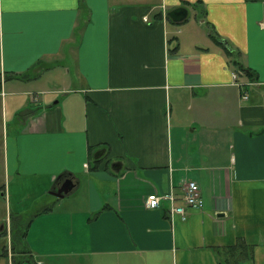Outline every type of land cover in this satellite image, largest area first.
I'll use <instances>...</instances> for the list:
<instances>
[{"label": "crops", "instance_id": "1", "mask_svg": "<svg viewBox=\"0 0 264 264\" xmlns=\"http://www.w3.org/2000/svg\"><path fill=\"white\" fill-rule=\"evenodd\" d=\"M0 124L32 263L264 264V0H0Z\"/></svg>", "mask_w": 264, "mask_h": 264}, {"label": "built area", "instance_id": "2", "mask_svg": "<svg viewBox=\"0 0 264 264\" xmlns=\"http://www.w3.org/2000/svg\"><path fill=\"white\" fill-rule=\"evenodd\" d=\"M235 75L237 73H234ZM244 97L247 98V94H244ZM182 194H175L173 191L158 194L157 192H151L146 198V206L148 208L158 207L162 201H168L171 204V213L179 214L185 216L187 213V207L192 208H202L204 201L202 198L200 186L195 180H185L182 184ZM182 199L183 204H176V202Z\"/></svg>", "mask_w": 264, "mask_h": 264}, {"label": "rangeland", "instance_id": "3", "mask_svg": "<svg viewBox=\"0 0 264 264\" xmlns=\"http://www.w3.org/2000/svg\"><path fill=\"white\" fill-rule=\"evenodd\" d=\"M233 76H234V81H235V83L238 86L244 85L243 88L246 87V85H247L246 83L247 82L243 83V82L239 81V74H236V75L233 74ZM249 80L250 81L248 83H252V80L250 78H249ZM3 138H4L3 137V130H2V126L0 124V190H1V185L3 184V182H1V181H3V176H2ZM39 209H40V206L36 204L32 210L25 211V213L23 215L24 223L27 222V219L30 218L31 215L33 216L36 213V211L39 210ZM5 220H9V222H8V232H6L4 230L0 231V243L2 242L3 245H8L11 248L12 239L15 240V238H16L17 242H19L20 236H21V232L18 230V228H20L22 226L17 224L19 219L16 217V213H15V210H14L13 206H11V210L10 209H6L4 207V200L1 198V191H0V227L2 226V223ZM23 225H25V224H23ZM10 226H11L12 229H10ZM22 228H24V226ZM9 229H10L11 232L9 231ZM19 257L22 258V257H28V256L26 254H21V255H19ZM23 264H34V263H32V262L25 263L24 262Z\"/></svg>", "mask_w": 264, "mask_h": 264}, {"label": "trees", "instance_id": "4", "mask_svg": "<svg viewBox=\"0 0 264 264\" xmlns=\"http://www.w3.org/2000/svg\"><path fill=\"white\" fill-rule=\"evenodd\" d=\"M228 52L230 53V55L233 56L234 60L233 62L235 64H237L239 67V69L243 72V74H245L248 78H250L251 80H255L256 77L254 75V72L251 68L245 67L240 60L235 58V51H231L228 50ZM32 216V215H31ZM33 216L31 218L27 219V222L24 223V218H22L20 221L23 222L25 225H22L21 223H17L20 226H24V228L20 227L18 228V230L21 232V236H20V240L19 242H17L16 238L15 240L12 239L11 241V251L13 252V255L15 253L16 256H13V264H22L25 261L31 262V250L28 247V243H27V230H28V226L30 224V219H32ZM14 241V242H13ZM14 244V245H13ZM13 245V246H12ZM232 251L237 249V246L230 248ZM21 254H26L28 257H19V255ZM243 252L240 253V256L242 257Z\"/></svg>", "mask_w": 264, "mask_h": 264}, {"label": "water", "instance_id": "5", "mask_svg": "<svg viewBox=\"0 0 264 264\" xmlns=\"http://www.w3.org/2000/svg\"><path fill=\"white\" fill-rule=\"evenodd\" d=\"M225 42V41H224ZM225 44H227L225 42ZM72 181L71 180H67L62 186L61 188H59L58 190H52L51 193L55 194L57 196H63L65 193H67L69 191V189L72 188Z\"/></svg>", "mask_w": 264, "mask_h": 264}]
</instances>
